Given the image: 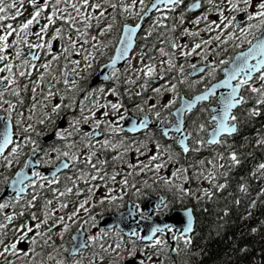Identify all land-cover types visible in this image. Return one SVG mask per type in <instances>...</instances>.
<instances>
[{
	"label": "snow or ice",
	"instance_id": "snow-or-ice-1",
	"mask_svg": "<svg viewBox=\"0 0 264 264\" xmlns=\"http://www.w3.org/2000/svg\"><path fill=\"white\" fill-rule=\"evenodd\" d=\"M261 117L264 0H0V264L200 256L191 207L179 229L124 232L100 216L129 203L151 219L133 198L162 187L225 200L223 219L255 181L250 217L264 158L234 192L228 177L264 153V124L245 131ZM168 209L161 197L152 211Z\"/></svg>",
	"mask_w": 264,
	"mask_h": 264
},
{
	"label": "trees",
	"instance_id": "trees-1",
	"mask_svg": "<svg viewBox=\"0 0 264 264\" xmlns=\"http://www.w3.org/2000/svg\"><path fill=\"white\" fill-rule=\"evenodd\" d=\"M260 124H264V117L258 118L245 131L250 132ZM264 153L256 150L254 156L244 160L238 168L232 170L228 177L229 191H235L237 184L248 177L249 171ZM262 185L253 181L250 184V196L242 198L239 206L231 204V198H226L229 215L220 219L226 201H205L197 208V226L194 232L195 243L202 249L200 256L189 260L184 258L182 264H260L258 257L264 256V197L257 201L252 215L248 217V203L256 199V190ZM259 229L252 233L251 229ZM247 249L242 252L241 249Z\"/></svg>",
	"mask_w": 264,
	"mask_h": 264
},
{
	"label": "water",
	"instance_id": "water-1",
	"mask_svg": "<svg viewBox=\"0 0 264 264\" xmlns=\"http://www.w3.org/2000/svg\"><path fill=\"white\" fill-rule=\"evenodd\" d=\"M148 203H150L149 199L145 202V206L147 208H148ZM147 211H150V208L147 209ZM182 211H183V209H177V210H174L172 214H170L168 216H164L161 219L146 220L142 227H143V229L147 230V228L152 224H160V225L167 224V225H171L177 229L182 228L183 227V220H184V217L182 216ZM194 219H195V216H194ZM120 220H123V217H120ZM194 226H195V224H194ZM121 228L124 230H126V229L128 230V228L123 227V226H121Z\"/></svg>",
	"mask_w": 264,
	"mask_h": 264
},
{
	"label": "flooded vegetation",
	"instance_id": "flooded-vegetation-1",
	"mask_svg": "<svg viewBox=\"0 0 264 264\" xmlns=\"http://www.w3.org/2000/svg\"><path fill=\"white\" fill-rule=\"evenodd\" d=\"M159 190H161V188H157V189H155V191H159ZM127 201H128V198H127ZM127 201H126V202H127ZM126 204H127V203H126ZM126 204H125V205H126ZM112 210L114 211L115 209H112ZM120 210H121V209H120Z\"/></svg>",
	"mask_w": 264,
	"mask_h": 264
},
{
	"label": "rangeland",
	"instance_id": "rangeland-1",
	"mask_svg": "<svg viewBox=\"0 0 264 264\" xmlns=\"http://www.w3.org/2000/svg\"><path fill=\"white\" fill-rule=\"evenodd\" d=\"M247 46L245 45V48H246ZM182 92V91H181ZM167 98L165 97V100H166ZM148 192V191H147ZM140 197H138L137 199H139ZM109 211H113L112 209L111 210H108V212Z\"/></svg>",
	"mask_w": 264,
	"mask_h": 264
}]
</instances>
